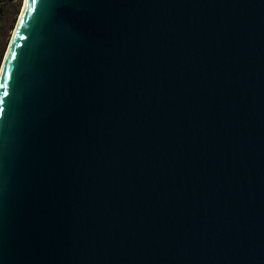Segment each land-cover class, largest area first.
<instances>
[{"label": "water", "instance_id": "1", "mask_svg": "<svg viewBox=\"0 0 264 264\" xmlns=\"http://www.w3.org/2000/svg\"><path fill=\"white\" fill-rule=\"evenodd\" d=\"M0 264H264V0H24Z\"/></svg>", "mask_w": 264, "mask_h": 264}, {"label": "trees", "instance_id": "2", "mask_svg": "<svg viewBox=\"0 0 264 264\" xmlns=\"http://www.w3.org/2000/svg\"><path fill=\"white\" fill-rule=\"evenodd\" d=\"M24 0H0V70Z\"/></svg>", "mask_w": 264, "mask_h": 264}, {"label": "rangeland", "instance_id": "3", "mask_svg": "<svg viewBox=\"0 0 264 264\" xmlns=\"http://www.w3.org/2000/svg\"><path fill=\"white\" fill-rule=\"evenodd\" d=\"M23 4H24V1H23Z\"/></svg>", "mask_w": 264, "mask_h": 264}]
</instances>
